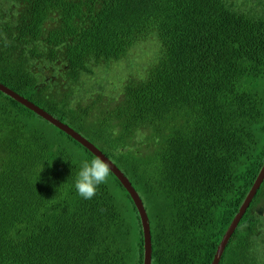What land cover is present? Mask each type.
I'll list each match as a JSON object with an SVG mask.
<instances>
[{
    "label": "trees",
    "instance_id": "1",
    "mask_svg": "<svg viewBox=\"0 0 264 264\" xmlns=\"http://www.w3.org/2000/svg\"><path fill=\"white\" fill-rule=\"evenodd\" d=\"M0 83L127 177L150 264L212 263L264 164V0H0ZM93 157L0 91V264H142L118 179L74 187ZM217 264H264V179Z\"/></svg>",
    "mask_w": 264,
    "mask_h": 264
},
{
    "label": "water",
    "instance_id": "2",
    "mask_svg": "<svg viewBox=\"0 0 264 264\" xmlns=\"http://www.w3.org/2000/svg\"><path fill=\"white\" fill-rule=\"evenodd\" d=\"M0 91L4 94L10 96L17 102L24 105L26 108L32 110L45 120H47L50 124L70 136L72 139H74L76 142L81 144L83 147L87 148L88 151H90L94 156H101L103 159L109 162L111 173L118 179V181L121 183V185L126 189L129 196L131 197L137 211L140 217V223L142 228V236H143V262L142 264H150L151 260V236H150V227L148 223V218L144 209V206L142 204L141 198L139 197L138 193L135 191V189L131 186L129 180L127 177L122 173V171L109 159L107 158L97 147H95L90 141H88L85 137L80 135L78 132H76L74 129H72L67 124L59 121L55 117H53L51 114L46 112L45 110L41 109L40 107L36 106L32 102L28 101L26 98L18 95L2 83H0ZM264 179V164L262 168L260 169V172L254 181L253 185L251 186L250 190L248 191L245 199L241 203L238 212L235 214L233 220L231 221L230 225L228 226L227 230L223 234L216 252L214 254L213 260L211 264H217L221 258V255L224 251V248L232 235L233 231L235 230L238 222L240 221L241 217L243 216L245 210L247 209L251 199L255 195L257 189L259 188L262 180Z\"/></svg>",
    "mask_w": 264,
    "mask_h": 264
},
{
    "label": "clouds",
    "instance_id": "3",
    "mask_svg": "<svg viewBox=\"0 0 264 264\" xmlns=\"http://www.w3.org/2000/svg\"><path fill=\"white\" fill-rule=\"evenodd\" d=\"M110 172L109 162L99 155L94 156L91 160L82 161L74 181L78 195L85 200L92 199L97 194L98 187L107 182ZM222 200V197L217 200L218 212L225 208Z\"/></svg>",
    "mask_w": 264,
    "mask_h": 264
},
{
    "label": "rangeland",
    "instance_id": "4",
    "mask_svg": "<svg viewBox=\"0 0 264 264\" xmlns=\"http://www.w3.org/2000/svg\"><path fill=\"white\" fill-rule=\"evenodd\" d=\"M240 1H242V0H240ZM252 2H253V0H249V5L251 6L252 5ZM262 84H263V82H261Z\"/></svg>",
    "mask_w": 264,
    "mask_h": 264
}]
</instances>
